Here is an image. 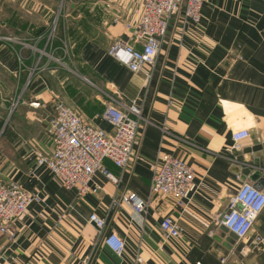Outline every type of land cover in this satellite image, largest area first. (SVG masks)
<instances>
[{
    "label": "crops",
    "instance_id": "crops-1",
    "mask_svg": "<svg viewBox=\"0 0 264 264\" xmlns=\"http://www.w3.org/2000/svg\"><path fill=\"white\" fill-rule=\"evenodd\" d=\"M142 2L71 0L63 15L48 9L52 21L40 15L44 5L27 7L38 13L31 17L10 6L0 16V179L41 197L15 221L17 237L0 264H138L139 257L140 264H222L223 257L226 264H264V246L242 253L243 243L219 222L238 175L264 192V0H209L200 24L180 21L154 64L132 72L108 49L117 37L141 49L126 23L139 19ZM51 23L53 56L41 52ZM110 96L141 108L138 157L131 170L106 159L118 183L97 173L98 191L80 197L37 164L36 152H52L57 101L112 131L102 116ZM239 129L251 135L232 150ZM165 153L195 170L183 205L151 194L154 166ZM131 192L152 197L153 205L135 212ZM92 213L125 239L122 256L103 243ZM165 216L183 228L179 238H164ZM254 232L264 237V210Z\"/></svg>",
    "mask_w": 264,
    "mask_h": 264
},
{
    "label": "built area",
    "instance_id": "built-area-1",
    "mask_svg": "<svg viewBox=\"0 0 264 264\" xmlns=\"http://www.w3.org/2000/svg\"><path fill=\"white\" fill-rule=\"evenodd\" d=\"M206 2L208 0H143L139 19L126 23L131 30V40L137 41L141 49L129 40L117 37L110 43V55L133 72L145 71L146 66L154 64L172 26L180 21L200 24ZM102 116L111 124L112 131L94 125L74 108L57 101L56 114L49 127L52 152H36L37 164L47 166L66 189L76 190L80 197L98 191V186L94 185L97 173L118 183L105 165L106 159L123 170H131L138 157L141 127L145 119L136 101L127 105L123 100L110 96ZM250 135L248 129L235 131L231 149L240 150L242 141ZM195 178L192 165L181 157L165 153L154 166L151 194L169 196L183 205L194 187ZM237 179L241 182L240 186L229 199L219 222L243 243L241 252L245 253L246 249H261L264 246V237L254 232L256 220L264 210V192L251 181L242 179L241 175ZM128 199L137 213H145L154 203L152 197L144 198L136 192H131ZM40 200L38 193L24 189L17 181L0 179V262L17 237L15 221L30 205ZM118 203L114 201L113 205ZM89 220L102 234L103 243L115 255L122 256L125 239L115 231H107L106 218L92 213ZM160 226L165 239L182 235L183 228L173 216H165ZM226 261L227 258H224L223 264ZM137 262L140 264L142 259L139 257ZM196 264L202 262L197 261Z\"/></svg>",
    "mask_w": 264,
    "mask_h": 264
},
{
    "label": "rangeland",
    "instance_id": "rangeland-1",
    "mask_svg": "<svg viewBox=\"0 0 264 264\" xmlns=\"http://www.w3.org/2000/svg\"><path fill=\"white\" fill-rule=\"evenodd\" d=\"M70 2H71V0H0V16L4 17V15H5V12L4 11H6V9L10 6V9H15V7H17L19 9L23 10V11H26L25 14L28 15V17H31L32 15L38 14V13L37 12H34V11L32 12L30 10V8H27V7H33L32 9L35 10V9H39L38 7L40 5H44V10L45 11L44 12H41L40 15L42 14L45 19L52 21V20H54L53 17H51V15L53 13L51 11L48 12V9L56 10L57 8H60L61 9V13L60 14L63 15L64 14L65 6L68 3H70ZM75 2H80V0H75ZM208 2H209V0H208ZM208 2H206V3H208ZM48 7H50V8H48ZM62 10H63V12H62ZM202 10H203V8H202ZM49 16L51 17V19L49 18ZM55 24H52L51 23V32H50V34L48 36V45L49 46L46 45V48H44L43 50H41L42 53L47 54V55H50V56H53V54L51 53L52 52L51 49L49 50V49H47V47H50V45H52L53 36L56 34V31H53L55 29L54 28V25ZM172 28H174V26H172ZM0 31H1L0 32V37L1 38L2 37H5V35L3 34V29H1ZM8 38L10 39V37H8ZM108 52H109V49H108ZM61 61H63V58L61 59ZM20 62H21L20 63V66H22L21 65L22 64V61H20ZM67 64L70 65V67H71V64H69V63H67ZM117 99H120V98H117ZM224 258H227V257H223L222 260ZM222 260H221V263L223 264ZM227 261H228V259H227ZM227 261H226V263H227Z\"/></svg>",
    "mask_w": 264,
    "mask_h": 264
}]
</instances>
